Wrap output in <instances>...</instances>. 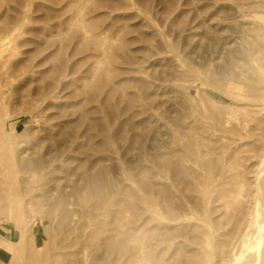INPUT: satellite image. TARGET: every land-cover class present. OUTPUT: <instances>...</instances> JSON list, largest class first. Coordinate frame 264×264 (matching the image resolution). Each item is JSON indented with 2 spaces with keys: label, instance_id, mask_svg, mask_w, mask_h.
<instances>
[{
  "label": "bare ground",
  "instance_id": "obj_1",
  "mask_svg": "<svg viewBox=\"0 0 264 264\" xmlns=\"http://www.w3.org/2000/svg\"><path fill=\"white\" fill-rule=\"evenodd\" d=\"M5 1L0 0V5ZM51 1L61 4L59 9L48 8L52 14L72 12L54 27L81 32V50L89 51L86 59L92 60L83 78L85 98L77 106L73 105V114L78 113L77 120L71 118L57 125L63 132L66 127L75 130L82 124V133H68L69 142L73 143L70 147L75 152L84 148L85 142L79 139L91 140L95 137V129L100 130L102 143L108 147L113 135L124 137L127 126L134 125L133 117L140 114L144 106L166 101L163 96L167 88L158 81L171 60L163 51L173 53L176 45L150 16L137 11L116 15L106 27L99 24L104 13L97 12L98 8L113 10L122 6L117 9L129 7L139 11L138 5L145 4L148 13L153 7L152 0ZM188 1L185 5L191 8L175 14V8L180 5L178 0H154L159 2V11L166 16L167 22L170 19L171 26L182 28L181 31L186 33L191 54L201 62L199 67L192 61H188V65L206 89L202 93L204 107L197 115L201 122L190 123L188 134H184L181 125L174 126L172 144L176 160L170 161L161 155L159 162L168 169L169 176L161 175L158 164L155 174H142L136 187L130 185L121 191L104 170L99 179L98 174L89 169L84 173L74 172V175L78 173L81 182L79 186L74 185L69 194L60 192L54 179L50 180L52 188L46 189L47 183L42 182L51 173L54 160L50 158L52 146L47 144L51 135L47 141V137L42 138L33 145L32 157L27 159L24 172L15 168L11 175L4 165L3 183L10 191L8 213L2 216L0 209V220L5 228L4 231L0 229L1 255L9 256L7 248H14L19 264L51 263L44 262V253L50 244L54 223L46 226L35 204L25 214L18 201L20 191L15 187L22 185L19 182L21 173H28L23 181L27 189L21 194L30 189L33 192L43 190L36 199L46 198L44 208L61 210V226L75 222V234L70 229L65 235L59 251L51 257L53 264H87L93 255L97 257L94 250L105 264H149V261L151 264H169L168 254L179 250L176 249L177 239L190 230L195 231L200 223L206 226L203 243H208L203 249L210 250L213 258L217 242L215 231L223 230L220 236L225 240L220 264H264V57L261 55L264 49V0H223L209 4ZM10 10L12 14L9 15V10L0 9L1 47L20 38V34L6 32L16 26L22 16H29L27 9ZM133 19L138 20L130 22ZM231 22L235 23L234 27ZM116 23L121 25L116 26ZM24 27L21 25L16 31L23 33ZM117 27L119 33L114 37L113 31ZM46 28L45 25L41 29ZM8 61L3 66L10 64L8 67L22 71V74L33 71L25 66V60ZM62 69L63 66L54 68L55 71ZM5 75V85H0V147L4 144L0 154L7 162L13 145L10 143L13 129L25 130L28 117L38 116L17 108L15 102L14 109L6 105L8 95L23 92L26 84L34 81L32 76L17 88L10 89V78ZM51 96V85L37 88L29 95L30 106L37 101H48ZM23 98L24 95H19L17 104L22 103ZM87 102L95 105L90 107ZM203 128L209 135L202 136L197 131ZM14 146L12 148L21 149L17 143ZM27 151L24 149L17 160L25 164ZM192 160L196 165L184 164L192 163ZM3 189L0 184V193ZM84 194L95 198L86 215L94 221L90 224L77 223L69 207L73 203L71 196H78L80 202ZM122 194L128 197H120ZM206 203L211 207H205ZM112 206L117 209L110 222L106 218L111 215ZM96 209L104 217L101 223H97ZM127 212L134 221L125 220ZM189 215L196 221L193 222ZM148 223L153 226L144 231ZM216 223H220L219 229ZM110 224H113L112 228H108ZM156 230L159 238L153 242ZM76 243L82 245L81 251L73 249ZM156 252L159 254L154 257ZM80 253L82 256L78 257Z\"/></svg>",
  "mask_w": 264,
  "mask_h": 264
},
{
  "label": "rangeland",
  "instance_id": "obj_2",
  "mask_svg": "<svg viewBox=\"0 0 264 264\" xmlns=\"http://www.w3.org/2000/svg\"><path fill=\"white\" fill-rule=\"evenodd\" d=\"M137 1V0H136ZM188 2H201V3H221L223 0H189ZM153 7H150L149 12L146 11L145 4H139L138 10L125 7L124 9H109L106 7L98 8L97 12L104 13V16L99 19V24L107 26L113 22V18L116 15L134 13L137 11L139 14H147L150 16L156 25L164 31L168 40L175 43L176 49L173 53L163 51L165 56L168 57L171 62H169L165 68V71L160 74L159 83L163 88H167V92L163 98L166 100L163 104H147L143 107L140 114L136 115L132 119L134 125H128L124 137H117L113 135L112 143L110 146H105L102 143L103 136L100 134L99 129L94 130L95 137L89 140L86 137L79 139L81 142H85L84 148L77 150L76 152L70 146H73L71 138L68 133H76L80 131L83 132L82 124H79L75 130L72 127H66L63 132L62 128L58 127L57 123L62 122L67 119L74 118L78 116V113L73 114V105L77 106L85 98L82 92L83 78L87 74L85 71L89 69L92 64V60L86 59L89 51L81 50V32L69 28H55L54 25L58 22L63 21L66 17L72 15V12L65 13L64 15H54L52 12L48 11V8L53 7L54 9H59L61 7L60 3H53L51 0H6L0 9L9 10V15L12 14L10 8H19V10L27 9L29 11V16H22L20 21L16 26L6 32L7 34L16 33L20 34V38L16 39L14 42H8L6 47H1L3 44V39L0 40V85H5L3 80L10 78L8 83L10 89L17 88L21 83H25L32 76V83L26 84V88L23 92H11L7 97V106L9 109H14V102L17 108L24 109L26 113H31L37 118L28 117V127L25 130L17 131L13 129V133L10 135L11 138V150L8 153L7 162H5L3 155L0 154V184L4 186V189L0 193V209L2 216L8 213V193L10 191L7 184L3 183L4 180V165L8 167L7 170L11 171V175L15 172V168H21L24 172L27 168V159L32 157L31 150L33 145L42 138L51 135V139L47 142L48 145L52 146V154L50 158L53 159L54 167L51 168V173L47 175V178L43 180L42 183L46 184V189L52 188V183L50 180L54 179L57 182V186L60 192H65L69 194L74 187V185H80L81 180L78 178V173L74 175V172H81L89 170L95 171L92 173H97L99 179H101L102 174L100 172L104 170L105 174L112 180L113 183L118 184L121 191H124L127 186L136 187L139 184V180L142 178V174H155L157 172V166L159 164V169L161 167V175L168 177V169L161 165L160 159L161 155L167 157L168 160H176V155L173 150V133L174 126L176 124L181 125V130L184 127V134H188L190 131L189 124L196 121L197 124L201 122L199 116L202 106V93L205 89L203 84L196 79L195 73L192 71L188 65V61H192L198 67L201 65L199 59H195L188 48V37L186 33H183L182 28H177L170 23V19L167 22L166 16L159 11V2H151ZM180 4L175 8V14L180 11H188L191 6L185 5L187 0H178ZM183 4V5H182ZM1 14V12H0ZM224 17V14L221 15ZM6 17V15H5ZM169 18L172 15L168 16ZM220 18V17H219ZM138 19H133L137 21ZM217 21V20H215ZM233 27L234 22L230 23ZM21 25H25L21 29L23 33H18L16 31ZM47 26L45 30L41 29L43 26ZM121 25L116 23V26ZM1 31V29H0ZM113 35L119 33V28H114ZM2 35V32L0 33ZM48 36V39L44 37ZM62 36V38H61ZM8 41V40H4ZM261 55L264 57V49ZM190 58V60L188 59ZM8 62H18L25 60L26 67L32 68L33 71L23 72L16 71L12 67L3 66V63ZM57 66H63L60 71H55L54 68ZM52 88V99L42 102H34L30 106L31 98L30 94L35 93L37 88L44 86H50ZM9 89V90H10ZM206 91V89H205ZM24 95L23 102L18 103V96ZM88 106L92 107L95 103L87 102ZM60 106H64L62 109ZM95 116H99V113H95ZM131 115V113H130ZM75 116V117H74ZM127 117V115H126ZM77 120V119H76ZM115 129L111 132L114 134ZM50 131V132H47ZM34 131L35 134H32ZM198 132L202 136L209 135L206 129H198ZM139 134V135H137ZM18 145L21 149L17 150L12 147ZM3 145V146H2ZM0 147V152L3 150L4 144ZM27 149L26 153V163L23 161H18L20 158V153ZM229 153V152H228ZM228 153H225V157L228 158ZM246 155V154H245ZM24 157V156H23ZM186 166L192 167L196 163L192 160V163H184ZM93 166V168L91 167ZM158 169V172L160 171ZM54 170V171H53ZM28 177L27 174H22L19 182L22 185L18 188L20 191L18 194V201L21 203V207L25 214H28L31 210V205L35 204L37 211L42 215L46 226L50 223H54L51 231V240L48 245L47 251L44 253V262H51L53 264V258L59 250V244L63 242L65 235L72 229H75L74 224L68 226L67 223L60 224L59 216L60 209H47L44 208V203L46 198L36 199L43 190L25 191L21 194V191L26 190V184H23L24 179ZM37 184V183H36ZM112 188V185L108 187V190ZM111 191V190H110ZM78 197V196H76ZM76 197H72V202L69 207L70 211L74 214L76 222L90 224L94 221L86 217L88 209L95 201V198L83 195L81 201L79 202ZM120 197L127 198V195H120ZM210 205V204H209ZM207 203L205 204V207ZM205 207L202 208L205 210ZM211 207V205H210ZM207 206V208H210ZM115 207L112 206L111 215L106 218L112 222L114 217ZM98 215L97 223H101L104 217L98 209L95 210ZM127 216L125 220L128 222L134 221L130 212L126 213ZM204 214V212H202ZM206 216V215H205ZM139 217V216H138ZM137 217V218H138ZM189 217H193L189 215ZM208 217V216H206ZM179 218L178 220H180ZM90 220V222L88 221ZM192 221H196V218H192ZM207 222L208 218H207ZM139 223V222H138ZM137 223V224H138ZM135 225V224H134ZM217 229L220 223H216ZM153 224L148 223L144 227V231L151 230ZM195 231H190L185 233V236L178 238V246L176 249L178 251H171L168 254L169 264H220V256L222 249L224 248L225 238L220 236L223 234V230H216L215 239L217 242L215 244V257H212V252L208 249H203V247L208 244L204 241L203 235H205L206 226L203 223L197 225ZM112 228L113 224H110L108 228ZM185 228V227H183ZM0 229L5 230L4 223L0 220ZM155 239L153 242L157 241L159 238L157 230L155 231ZM75 234V230H74ZM69 242H67L68 244ZM82 245L77 244L73 248L75 251H81ZM9 256H3L0 254V264H19L15 258L14 248H7ZM6 249V250H7ZM97 254L93 259H89L87 264L93 262L94 264H105L103 260L98 258V251L94 250ZM159 252H156L154 257L158 256ZM30 256V255H29ZM82 256V253L78 257ZM46 259V260H45ZM30 263V262H29ZM151 264V261H149Z\"/></svg>",
  "mask_w": 264,
  "mask_h": 264
}]
</instances>
